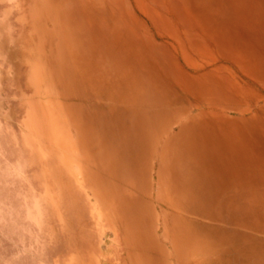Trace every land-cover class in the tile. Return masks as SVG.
<instances>
[{
    "label": "rangeland",
    "instance_id": "1",
    "mask_svg": "<svg viewBox=\"0 0 264 264\" xmlns=\"http://www.w3.org/2000/svg\"><path fill=\"white\" fill-rule=\"evenodd\" d=\"M185 124L264 137V0H0V264H264V176L176 191Z\"/></svg>",
    "mask_w": 264,
    "mask_h": 264
},
{
    "label": "bare ground",
    "instance_id": "2",
    "mask_svg": "<svg viewBox=\"0 0 264 264\" xmlns=\"http://www.w3.org/2000/svg\"><path fill=\"white\" fill-rule=\"evenodd\" d=\"M173 116L170 113L168 114L167 123L169 125L174 119ZM188 122H190V124L192 123V121ZM160 125L168 128L165 119ZM182 133H184L182 140L174 141V138H168L166 141H163L165 143L163 148L161 147L163 156H159L160 163L164 166L163 170L165 174H170L172 176L171 181L176 182L174 176L178 180V185L175 187L177 188L176 191H180V189L185 190L186 185H183L180 178L186 174V176H191V180H195L194 176L197 175L200 181H203V183L206 182L205 184L209 187L210 185L215 186L220 191L222 189L225 191H232V189H234L236 194L240 192L239 190H241L242 187L244 188L242 181L237 178V168L233 163L235 161V155L233 153L236 151L233 145L231 147L233 153L229 154L226 148L218 149L209 145L207 142L208 135H206L202 129L196 130V132L192 134L191 131L180 128L175 138L177 139ZM196 155L199 156L201 166L195 167V169L192 168L195 161L190 162L188 164L189 167L183 166L184 163L182 160L184 156L194 159ZM123 159L124 156L122 157V160ZM216 176L221 177V180H216ZM190 188L192 190V187ZM96 200L98 204L101 203L99 193Z\"/></svg>",
    "mask_w": 264,
    "mask_h": 264
},
{
    "label": "crops",
    "instance_id": "3",
    "mask_svg": "<svg viewBox=\"0 0 264 264\" xmlns=\"http://www.w3.org/2000/svg\"><path fill=\"white\" fill-rule=\"evenodd\" d=\"M188 125L192 126L189 123ZM184 128L186 129V131H191L192 134L195 133V131H192L191 127V130L187 128V124L182 127V129ZM237 131H243V128H236V132H229L227 130L225 132H222V137H226L227 139L229 135L233 136V143L231 144L236 148V151L235 153H233L231 151V147H227V151L229 154L233 153L235 155V161L233 163L237 168V178L240 179L243 183L246 175L245 171H252V182L253 184H257V182L261 181V176H264V137L254 136L252 134L240 136L241 133ZM177 134V132H173L170 138H174V141L182 140V138L184 137V133L180 134L176 139L175 136ZM245 134H248V132ZM207 142L211 145V136H208ZM246 165L247 168L245 169Z\"/></svg>",
    "mask_w": 264,
    "mask_h": 264
}]
</instances>
